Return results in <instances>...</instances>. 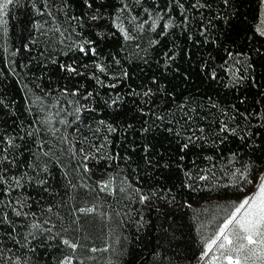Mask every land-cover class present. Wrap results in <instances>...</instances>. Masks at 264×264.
Wrapping results in <instances>:
<instances>
[{
    "label": "trees",
    "instance_id": "16d2710c",
    "mask_svg": "<svg viewBox=\"0 0 264 264\" xmlns=\"http://www.w3.org/2000/svg\"><path fill=\"white\" fill-rule=\"evenodd\" d=\"M263 15L264 0H13L0 264H198L264 170Z\"/></svg>",
    "mask_w": 264,
    "mask_h": 264
},
{
    "label": "snow or ice",
    "instance_id": "6c2138e0",
    "mask_svg": "<svg viewBox=\"0 0 264 264\" xmlns=\"http://www.w3.org/2000/svg\"><path fill=\"white\" fill-rule=\"evenodd\" d=\"M12 3L13 0H0V26L4 23L3 17L6 14L7 6ZM225 3H227V0H225ZM95 18L96 17H93V19ZM169 26L170 24L165 27ZM125 38H130L127 32H125ZM81 51H84L83 46H81ZM66 70L70 72L76 71V69L71 66H67ZM65 94H67V90H65ZM72 95H77V92H73ZM88 95L91 96V93ZM85 98L87 99V97ZM113 103H116V101H113ZM79 111L80 109L77 108L76 112L78 113ZM52 115L51 113L46 115L42 123L50 125ZM61 123H64V121H61ZM49 130L51 131L52 129L50 128ZM109 130L114 131L115 129L110 127ZM226 130L227 124L222 127L221 131ZM232 131H235V129H232ZM28 135L31 136L33 133L28 132ZM14 139V137L6 138V143L9 147L14 145ZM184 147H187V144H185ZM7 151L8 149L5 148L4 152ZM80 151L83 161H87L89 159L88 155L83 154V148H81ZM45 155H47V153H45ZM3 159L8 160V157L4 156ZM83 167L85 172L89 170L87 163H84ZM236 172H239L242 177L246 176V170L241 172L240 169H236ZM207 178L206 176L199 177L201 180ZM11 179L15 181L17 188L22 187L20 178L12 177ZM248 182L250 183L251 181ZM0 183L7 184V180L2 175H0ZM110 183V180L101 181V190H110ZM145 199H147V197H145ZM0 203H2V201H0ZM23 206L24 204L21 200H16L15 206H13L11 200H9L7 204V207H11L16 216L28 215L23 212ZM49 211H51V209H49ZM79 211L86 213L95 211V208H80ZM0 222H7V212H0ZM31 228L41 229V225L39 223H33ZM41 230L50 231V229ZM30 235H32V233H30ZM33 238L35 237L33 236ZM63 243L73 250L78 247L77 243H73L67 239L63 240ZM214 245L220 252V256L212 257L213 264H215L217 260H226L227 264H264V174L258 177L256 191L244 197L238 204H235L233 211L217 230L215 238L208 244V252L212 251ZM92 251H96V249H92ZM208 252H205L204 255L207 256ZM72 260L73 258L71 256L66 257L62 264H72ZM19 261L20 258L17 257L15 264H19Z\"/></svg>",
    "mask_w": 264,
    "mask_h": 264
},
{
    "label": "rangeland",
    "instance_id": "374dc122",
    "mask_svg": "<svg viewBox=\"0 0 264 264\" xmlns=\"http://www.w3.org/2000/svg\"><path fill=\"white\" fill-rule=\"evenodd\" d=\"M260 29H261L262 31H264V15H263L262 22H261V24H260ZM261 174H264V170L261 172ZM261 174H260V176H261ZM256 187H257V183L255 184L253 190H252L250 193H248L246 196H248V195H250V194H253V193L256 191ZM246 196H245V197H246ZM215 235H216V234H215ZM215 235H214L212 238H210L209 241L207 242V244H206V246H205V251H204V253H205V252H208V247H207V246H208V244L211 243V241L215 238ZM204 253L202 254V256H201V258H200L198 264H213L212 257H213V256H217V257L220 256V252L217 250V247H216L215 245L213 246L212 251L208 252V255H207V256H205ZM215 264H227V261H226V260H217V261L215 262Z\"/></svg>",
    "mask_w": 264,
    "mask_h": 264
}]
</instances>
